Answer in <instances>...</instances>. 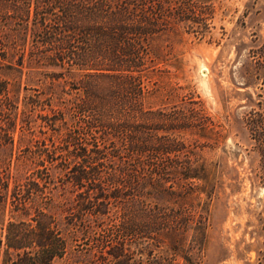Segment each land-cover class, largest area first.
Instances as JSON below:
<instances>
[{
	"label": "trees",
	"instance_id": "obj_1",
	"mask_svg": "<svg viewBox=\"0 0 264 264\" xmlns=\"http://www.w3.org/2000/svg\"><path fill=\"white\" fill-rule=\"evenodd\" d=\"M212 17L213 0H0V264L187 259L200 175L178 132L194 117L154 105L173 41Z\"/></svg>",
	"mask_w": 264,
	"mask_h": 264
},
{
	"label": "rangeland",
	"instance_id": "obj_2",
	"mask_svg": "<svg viewBox=\"0 0 264 264\" xmlns=\"http://www.w3.org/2000/svg\"><path fill=\"white\" fill-rule=\"evenodd\" d=\"M256 35L264 36V0H213L209 31L184 32L172 43L166 79L173 90L154 107L193 114L178 133L198 165L200 177L189 180L198 187L192 204L202 221L187 259L177 253L176 264H264V183L257 177L264 170L257 137L264 67L247 51ZM20 81L21 95L36 91L25 74ZM163 129L158 124L156 134Z\"/></svg>",
	"mask_w": 264,
	"mask_h": 264
}]
</instances>
